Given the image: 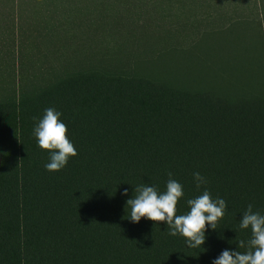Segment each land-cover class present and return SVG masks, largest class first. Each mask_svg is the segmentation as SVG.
<instances>
[{"label": "trees", "instance_id": "16d2710c", "mask_svg": "<svg viewBox=\"0 0 264 264\" xmlns=\"http://www.w3.org/2000/svg\"><path fill=\"white\" fill-rule=\"evenodd\" d=\"M0 23V264H212L264 215V0H12ZM61 112L78 155L48 171ZM34 117L36 119H34ZM227 203L192 248L130 219L140 185ZM206 183L196 186L194 173ZM128 189L127 195H123Z\"/></svg>", "mask_w": 264, "mask_h": 264}, {"label": "clouds", "instance_id": "9594fccd", "mask_svg": "<svg viewBox=\"0 0 264 264\" xmlns=\"http://www.w3.org/2000/svg\"><path fill=\"white\" fill-rule=\"evenodd\" d=\"M61 115L55 108H46L45 114L33 130L40 148L51 153L50 162L45 164L48 171H60L67 165L70 157L78 155L68 138V128L61 121ZM168 175L170 178L166 191L162 193L155 186L140 185L135 188V197L126 202V206L131 209L130 219L135 223L142 217L154 222H166L170 235L180 234L186 238L189 247H201L206 239V224L217 229L218 221L225 215L227 203L223 198L213 199L211 193L204 190L202 195L187 200L190 207L187 214L178 215L177 204L184 196V189L181 183L171 178V172ZM193 175L197 188L207 182L199 172ZM127 193L128 189H124L123 195ZM239 228L251 230V238L247 244L244 240H240L238 244L239 249L246 247L247 251L225 249L212 264H264V215L254 212L250 203L243 213Z\"/></svg>", "mask_w": 264, "mask_h": 264}, {"label": "rangeland", "instance_id": "374dc122", "mask_svg": "<svg viewBox=\"0 0 264 264\" xmlns=\"http://www.w3.org/2000/svg\"><path fill=\"white\" fill-rule=\"evenodd\" d=\"M11 1L12 0H0V12L2 11V13L3 14H5L4 15V17H6V19L5 20H8L9 18H11V16L12 15H8V16H6L7 15V13L10 11V9H11ZM255 2H260V0H255ZM12 19V18H11ZM7 27V25L6 24H4V23H0V36L3 34V36H5V34L6 33H9L11 30H10V28H7V29H5Z\"/></svg>", "mask_w": 264, "mask_h": 264}]
</instances>
